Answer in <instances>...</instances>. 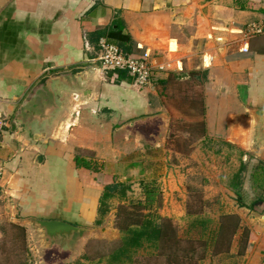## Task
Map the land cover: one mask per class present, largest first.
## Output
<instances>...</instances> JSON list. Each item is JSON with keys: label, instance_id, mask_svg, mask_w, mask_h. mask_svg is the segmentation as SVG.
<instances>
[{"label": "crops", "instance_id": "0c3cea01", "mask_svg": "<svg viewBox=\"0 0 264 264\" xmlns=\"http://www.w3.org/2000/svg\"><path fill=\"white\" fill-rule=\"evenodd\" d=\"M250 23L262 32L247 37L242 30ZM118 24L122 31L114 35ZM103 37L136 55L149 51L151 83L139 87L126 70L101 72ZM90 63L97 65L91 92L69 99L43 136L13 131L11 123L3 130L1 196L28 217L96 222L104 176L121 166L131 171L125 156H147L151 139L161 144L157 138L173 117L169 85L196 72L203 81L204 135L252 151L249 172L224 186L242 198L245 192L241 206L226 210L239 213L250 229L244 254L236 255L237 235L229 255L236 264H264V144L253 142L247 111L264 107V0H0V111L10 121L42 75ZM168 76L170 83L160 82ZM76 155L95 156L103 171L77 166Z\"/></svg>", "mask_w": 264, "mask_h": 264}, {"label": "rangeland", "instance_id": "374dc122", "mask_svg": "<svg viewBox=\"0 0 264 264\" xmlns=\"http://www.w3.org/2000/svg\"><path fill=\"white\" fill-rule=\"evenodd\" d=\"M202 85L200 77L179 78L171 82L168 89L170 97L166 102L173 117L168 130L158 135L157 140L161 139V144L154 145V140L148 142V139L147 156H125L132 163L131 171L122 172L121 166V172L104 176V181L107 182L109 177V181L120 184L118 193L108 199L110 209L101 223L83 224L93 228L83 237H75L67 245L58 241L47 242L37 227L21 223L29 215L16 212L12 202L2 197L0 192V264H18V255L23 252V244L15 237L16 231L10 227V222L25 226L26 250L23 256L32 264H114L109 262V256L121 236L116 226L120 203L146 204L139 211L153 221L163 215L171 217L182 237H198L204 232L207 237L210 229L217 226L221 212L241 206L233 194L225 191L224 186L229 187L232 181H241L240 176L244 178L249 172L247 165L252 151L243 145L224 141L219 135H204V123L200 116L201 103H204ZM89 160L96 162L97 171H103L100 169L102 162L95 156ZM0 167L4 172L3 164L0 163ZM236 174H239L237 179ZM147 190L154 193L151 204L145 202ZM260 194L261 191H258L252 198ZM245 195L243 191L242 201L246 200ZM201 221L206 223L207 229ZM147 251L145 248L138 249L134 263L119 261L118 264H141ZM206 254L201 263L236 264L230 255L213 257L215 255L211 254L210 246Z\"/></svg>", "mask_w": 264, "mask_h": 264}, {"label": "trees", "instance_id": "16d2710c", "mask_svg": "<svg viewBox=\"0 0 264 264\" xmlns=\"http://www.w3.org/2000/svg\"><path fill=\"white\" fill-rule=\"evenodd\" d=\"M114 35L122 31V27L118 24L117 27L111 29ZM123 40L129 41L130 36H123ZM120 42L118 45L126 52H131V48ZM122 70V69H116ZM194 77L197 73L192 72ZM171 76L161 80L163 84L170 83ZM164 87V86H163ZM165 88V87H164ZM201 103V102H200ZM201 120L204 123V103H201ZM77 166H84L92 170H97L96 162H91L86 156L76 155L74 157ZM239 174L235 175L238 178ZM240 183V182H238ZM118 182L109 181L104 184V190L100 196L98 206L99 218L97 223H101L102 217L109 211L110 204L108 199L114 197L119 190ZM240 195L239 202L242 205V192L236 189ZM122 195L124 192L122 191ZM154 199V193L147 190L145 202H150ZM146 204H125L120 203L116 212V226L121 232V236L116 246L113 248L109 262L118 264L121 262L134 263L136 260L135 254L138 249L145 248L147 253L144 256V261L141 264H203L201 263L206 258L207 247H211L212 255H229L233 240L238 235L236 255L244 254L250 238V229L242 224L241 216L234 211L221 212L218 216L217 226L210 229L209 235L204 236V233L198 237H182L178 234L177 227L171 217L163 215L159 216L158 220H150L145 214L139 211ZM203 222V221H201ZM204 228L207 229L206 223L203 222ZM10 227L14 228L15 237L23 244L22 254L18 255V264H32L23 256L26 250V228L24 225L16 222H10Z\"/></svg>", "mask_w": 264, "mask_h": 264}, {"label": "water", "instance_id": "95a60500", "mask_svg": "<svg viewBox=\"0 0 264 264\" xmlns=\"http://www.w3.org/2000/svg\"><path fill=\"white\" fill-rule=\"evenodd\" d=\"M96 66L93 63L76 65L46 73L38 78L14 112L11 120L13 131H22L27 136H43L42 132L56 122L69 99L86 96L91 92V71ZM247 111L251 114L253 142L256 145H263L264 107L248 106ZM35 160L41 162L42 154L38 153ZM229 192L233 194L235 200L239 199L238 193L232 190ZM21 223H30L32 227H37L47 242L58 241L65 245L93 229L58 218L27 217Z\"/></svg>", "mask_w": 264, "mask_h": 264}, {"label": "built area", "instance_id": "2783aa9c", "mask_svg": "<svg viewBox=\"0 0 264 264\" xmlns=\"http://www.w3.org/2000/svg\"><path fill=\"white\" fill-rule=\"evenodd\" d=\"M242 32L247 36H253L262 32V27L257 24H247ZM99 68L101 72L108 73L110 70L122 69L129 72L139 87L147 86L152 81L153 66L149 60L150 52L145 50L140 55L124 51L117 43L103 37L99 41ZM9 119L0 111V136L6 127H9ZM3 170L0 167V186L2 183Z\"/></svg>", "mask_w": 264, "mask_h": 264}]
</instances>
